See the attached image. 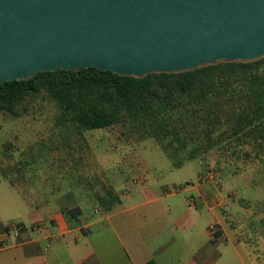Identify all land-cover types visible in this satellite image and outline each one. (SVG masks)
<instances>
[{
	"label": "rangeland",
	"instance_id": "1",
	"mask_svg": "<svg viewBox=\"0 0 264 264\" xmlns=\"http://www.w3.org/2000/svg\"><path fill=\"white\" fill-rule=\"evenodd\" d=\"M245 96L235 82L231 91L201 103H179L160 120L171 128L168 136L159 133L153 118L79 134L46 94L27 97L15 113L0 112V226L13 230L22 222L31 230L24 200L53 201L66 190L84 202L92 218L90 201L110 190L123 194L152 179L182 188L200 180L216 197L217 226L226 238L223 260L234 244L242 262L233 254L231 264H264V127L257 121L235 123ZM210 170L217 173L213 179L207 177ZM212 222V212L203 207L200 227Z\"/></svg>",
	"mask_w": 264,
	"mask_h": 264
},
{
	"label": "water",
	"instance_id": "2",
	"mask_svg": "<svg viewBox=\"0 0 264 264\" xmlns=\"http://www.w3.org/2000/svg\"><path fill=\"white\" fill-rule=\"evenodd\" d=\"M264 57V0H0V84L95 67L176 73Z\"/></svg>",
	"mask_w": 264,
	"mask_h": 264
},
{
	"label": "crops",
	"instance_id": "3",
	"mask_svg": "<svg viewBox=\"0 0 264 264\" xmlns=\"http://www.w3.org/2000/svg\"><path fill=\"white\" fill-rule=\"evenodd\" d=\"M137 184L118 193L119 202L110 209L91 200L92 218L71 190L59 192L53 201L32 205L24 200L32 229L22 222L13 230L0 226V264H144L150 259L158 264H231L233 254L242 262L234 244L223 260L226 238L219 228L213 233L209 225L200 227L203 207L212 212L216 226L221 220L216 197L203 181L184 188L155 179ZM75 207L79 212L71 215Z\"/></svg>",
	"mask_w": 264,
	"mask_h": 264
},
{
	"label": "trees",
	"instance_id": "4",
	"mask_svg": "<svg viewBox=\"0 0 264 264\" xmlns=\"http://www.w3.org/2000/svg\"><path fill=\"white\" fill-rule=\"evenodd\" d=\"M240 73L243 75L238 76ZM235 82L246 93L244 110L235 123L243 127L257 121L264 127V57L253 62H220L176 73L154 72L142 78L95 67L41 71L28 80L0 84V112L15 113L17 105L27 97L44 93L60 109L61 119L70 122L79 134L127 120L153 118L158 121L155 126L159 133L168 136L172 130L169 124L160 121L162 115L176 109L179 103L197 104L218 91H231ZM220 85L223 90L215 91ZM183 96L188 97L185 102ZM98 201L104 209H110L119 202V196L110 190L98 196ZM79 209H70V214L77 215ZM144 264L158 263L150 259Z\"/></svg>",
	"mask_w": 264,
	"mask_h": 264
},
{
	"label": "built area",
	"instance_id": "5",
	"mask_svg": "<svg viewBox=\"0 0 264 264\" xmlns=\"http://www.w3.org/2000/svg\"><path fill=\"white\" fill-rule=\"evenodd\" d=\"M216 176H217V173L214 172V170H210V171H208V174H207V177H208V178L213 179V178H215ZM209 230L212 231L213 233H216L217 230H218V227H217L214 223H212V224L209 225Z\"/></svg>",
	"mask_w": 264,
	"mask_h": 264
}]
</instances>
